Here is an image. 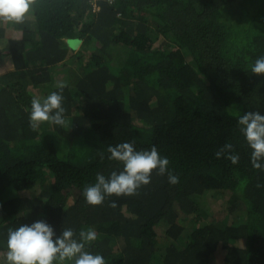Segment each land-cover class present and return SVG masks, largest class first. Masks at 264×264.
<instances>
[{
    "label": "trees",
    "instance_id": "1",
    "mask_svg": "<svg viewBox=\"0 0 264 264\" xmlns=\"http://www.w3.org/2000/svg\"><path fill=\"white\" fill-rule=\"evenodd\" d=\"M261 55L264 0H33L22 21L0 17V261L10 227L44 219L77 239L95 229L107 264H264V169L238 123L264 113ZM58 81L65 125L33 128L32 98ZM124 141L156 145L178 183L154 169L135 193L87 203L98 172L123 169L108 148ZM225 143L236 163L216 157ZM228 191L230 212L209 215L202 198Z\"/></svg>",
    "mask_w": 264,
    "mask_h": 264
},
{
    "label": "clouds",
    "instance_id": "2",
    "mask_svg": "<svg viewBox=\"0 0 264 264\" xmlns=\"http://www.w3.org/2000/svg\"><path fill=\"white\" fill-rule=\"evenodd\" d=\"M33 0H0V17L20 22L29 14ZM80 41L71 44L78 47ZM252 73H264V55L256 58L251 66ZM66 82L58 81L55 91L46 97H33L29 122L33 128L43 121L65 125L63 90ZM240 131L243 133L251 152L253 167L264 169V113L260 110L247 111L238 117ZM231 143H225L216 153V157L227 155L233 163L239 159ZM110 160L123 162L122 170H113L106 176L98 172L94 183L83 189L85 200L89 204L103 203L106 196L115 194H133L142 185L151 182V173L155 169L159 174L167 173L169 183H178L179 177L168 167L167 156L160 155L156 145L150 149H137L134 141H124L109 145ZM113 204L115 202L113 201ZM93 228H81L79 238L72 228H65L59 234L44 219H36L8 229L6 264H54L56 260H68L73 264H107L103 254L89 250L90 242L96 240ZM0 264H5L0 261Z\"/></svg>",
    "mask_w": 264,
    "mask_h": 264
},
{
    "label": "rangeland",
    "instance_id": "3",
    "mask_svg": "<svg viewBox=\"0 0 264 264\" xmlns=\"http://www.w3.org/2000/svg\"><path fill=\"white\" fill-rule=\"evenodd\" d=\"M239 1V0H236V2ZM4 42V41H3ZM2 46H4V43H2ZM5 61L7 62L8 59H5L3 62L0 63V74L1 73H5L7 72L9 69L7 68V65L5 63ZM59 70H61L60 68H58ZM62 76H63V73H58V78L57 79H62ZM36 94L38 96H44V93L43 92H39V90L36 92ZM231 193L228 191V192H225L223 193V197L222 199L220 200V203L216 202V200H218V198H216L214 196L213 200L211 202H208L210 200V194H207L206 197H203L202 198V203L205 204V207L206 209H208V214L211 215L212 212L214 211L215 213L216 212H220L221 210L225 211V214L228 212H230L229 210V203L228 200L229 197H230ZM68 202H70V198H68ZM241 204V202L238 203V205ZM219 207V208H218ZM209 210H212L211 212ZM225 214L223 215V217L225 216ZM235 216H238L239 218L241 219H245L246 215H245V211L243 209H240V210H237L235 212L232 213V217L234 218ZM226 217H229V215L227 214ZM230 219H231V216H230ZM165 225L166 224H163L161 225L159 229L161 232H162V228L164 229L165 228ZM192 222L190 223L189 220H187V226H192ZM58 263H64L66 260H57ZM55 264V263H54Z\"/></svg>",
    "mask_w": 264,
    "mask_h": 264
},
{
    "label": "crops",
    "instance_id": "4",
    "mask_svg": "<svg viewBox=\"0 0 264 264\" xmlns=\"http://www.w3.org/2000/svg\"><path fill=\"white\" fill-rule=\"evenodd\" d=\"M5 59H8L7 62L5 61L6 65H7V68H8L9 70L12 69V63H11L10 59H9L8 57H5L4 60H5Z\"/></svg>",
    "mask_w": 264,
    "mask_h": 264
},
{
    "label": "built area",
    "instance_id": "5",
    "mask_svg": "<svg viewBox=\"0 0 264 264\" xmlns=\"http://www.w3.org/2000/svg\"><path fill=\"white\" fill-rule=\"evenodd\" d=\"M96 9H97V7H96Z\"/></svg>",
    "mask_w": 264,
    "mask_h": 264
}]
</instances>
